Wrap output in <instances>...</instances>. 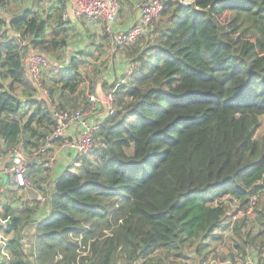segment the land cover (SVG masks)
<instances>
[{"label":"trees","instance_id":"trees-1","mask_svg":"<svg viewBox=\"0 0 264 264\" xmlns=\"http://www.w3.org/2000/svg\"><path fill=\"white\" fill-rule=\"evenodd\" d=\"M70 1L43 16L0 0V152L21 148L30 167L55 121L24 58L33 50L62 58ZM121 50L133 71L107 90L115 89V112L99 124L92 149L50 186V218L35 224V264H135L157 249L184 256L190 247L204 264L214 242L241 228L231 227L228 200L247 208L264 192V138L256 135L264 117V0H166ZM85 60L57 69L60 104L44 79L55 66L43 68L40 84L55 107L88 103Z\"/></svg>","mask_w":264,"mask_h":264},{"label":"crops","instance_id":"crops-1","mask_svg":"<svg viewBox=\"0 0 264 264\" xmlns=\"http://www.w3.org/2000/svg\"><path fill=\"white\" fill-rule=\"evenodd\" d=\"M126 1H128L127 7L126 4L124 6L126 7L125 9L123 8V5L120 7L117 21L114 24L116 32L127 30L133 24H135L137 18H139V5L143 0H140L138 3H136L137 0ZM44 5L47 7L49 5V1L44 3ZM71 9L72 0L70 1L67 10L70 11ZM40 12V14H44L42 11ZM5 14V17H9ZM123 14L125 19H122ZM131 17H133L134 22L129 25L127 22ZM65 18L67 21L66 26L68 27V46L62 58L58 60L52 56L46 55L52 60L53 67L55 66V69L50 67V70L46 73L44 78L47 86L54 89L52 98L55 104H60L62 102L63 99L61 95L63 96L64 94L61 93V90L56 84L54 85V82L57 79L56 71L59 66L68 64L70 60L75 58L77 61L80 59L85 60L84 57L87 53V60H85V62L89 67V65H100L102 64V62L100 63L101 59H108L115 55L117 62L114 61L113 63V61H111L113 65L111 68L112 70L110 71L111 76L113 77L111 84L109 83L110 76H105L110 88L112 87L115 80H117V77L118 80L119 78L120 80L122 79V75L126 73L125 71L129 65V63L124 60L123 55L121 57V48L116 50V54L111 52L114 50V48L112 43L108 41V38L105 37L108 32L105 30L106 25L104 24L105 22L103 20H88L85 18L78 19L72 14ZM9 33L11 34V31H9ZM82 51L83 54H79V52ZM121 81L123 82L125 79L123 78ZM90 82L91 81L86 78L84 85L89 87ZM92 88L93 91L99 95H104L109 89H107V87L103 85L102 82H100L99 78H96V81L93 80ZM42 94L44 93H40L38 97H45ZM19 96L22 99L25 98L21 92L19 93ZM47 99L51 105L54 106L51 97L50 99ZM97 117L100 120L102 118L105 119L106 114L101 110V112L97 114ZM54 149L57 155L49 159L51 162H49L47 158H43V156L46 155L43 154L39 156V158L34 159L36 164H33L28 168V174L30 177H34L33 183L34 185L36 183V186L31 188L18 186L13 180V176L7 172L0 180V264H35L33 254V250H35V224L39 221L50 218V207L47 201H41L38 199L39 194L44 193L46 196V194L49 193L50 186L54 184L55 179H57L59 173L63 169L69 166L75 167L78 165L75 160L71 159V155L69 154L70 152L68 150L62 149L61 144L60 149H57V147ZM4 162L6 165L11 164L9 157H5ZM51 171L54 173L53 175H50ZM15 221L16 223L14 226ZM241 223V228L236 234L242 238L243 242L235 243L236 248H233L231 252L233 256H230H232V259H234L236 252H241V256H251L256 259L257 264H263L261 261H259V254L262 252V250H264V248H260L262 240L264 244V237L261 235L256 236V234H259L261 231L262 224L254 223L253 226L255 229L253 231V226L246 225L243 222ZM225 235H229L233 237V239H236V236L233 234V232L228 231L225 233ZM233 239L231 240L232 243L234 242ZM158 250L162 249H157V251ZM235 260H237V258Z\"/></svg>","mask_w":264,"mask_h":264},{"label":"built area","instance_id":"built-area-1","mask_svg":"<svg viewBox=\"0 0 264 264\" xmlns=\"http://www.w3.org/2000/svg\"><path fill=\"white\" fill-rule=\"evenodd\" d=\"M192 0H190L191 2ZM166 0H143L139 5V18L127 30L116 32L114 24L117 21L119 10L121 7L120 0H72V9L65 14V17L72 14L78 19L88 20H103L106 23V31L110 34L111 43L114 50L130 46L138 40L139 36L144 34L149 24L159 16L164 9ZM28 75L31 80L40 86L41 92L46 98L50 99V92L40 84L42 70L48 64H52V60L46 54L36 50L31 51L24 58ZM134 64L127 66L126 71ZM133 71V70H132ZM128 73V72H126ZM129 74V73H128ZM115 89L112 88L106 91L104 95H99L96 92L89 94L88 103L78 106L76 108H60L52 106L53 119L55 121L52 132L47 136L44 144L32 154L33 159L39 158L43 155L47 148L50 147L55 140L61 142V147L68 150L71 159L75 160L78 155L88 153L94 143V135L99 127L101 120L97 114L102 111L106 115H112L115 112ZM5 157L11 160L10 165L5 164ZM29 157L23 152L21 148L9 149L7 153L0 152V180L7 172L13 176V180L18 186L27 188L34 187L31 177L28 174ZM258 197L264 198V192L255 194L250 199L247 208H240L235 211L237 213L234 218L232 215L231 227L238 221L239 216H251L254 214L255 208L258 204ZM41 201H47L44 193L39 194ZM239 211V212H238ZM230 228L229 232H232ZM231 234V233H230ZM228 259L225 261L213 260L206 264H257L256 259L251 256H245L237 260ZM259 261L264 264V250L259 254Z\"/></svg>","mask_w":264,"mask_h":264},{"label":"rangeland","instance_id":"rangeland-1","mask_svg":"<svg viewBox=\"0 0 264 264\" xmlns=\"http://www.w3.org/2000/svg\"><path fill=\"white\" fill-rule=\"evenodd\" d=\"M47 1H49V5L46 7V5H44V3H46ZM139 1L140 0H137L136 3H138ZM182 2L184 4L191 3L190 0H182ZM18 3L22 6V8L32 7L34 9H36L37 13H41L40 11H42L44 13V15H46V12L50 9V6L53 5V3H55V6H59V4L61 3V0H60V2H58V0H18ZM120 4H121V7L123 5V8L125 9L128 5V1L120 0ZM125 4H126V7H124ZM131 5H132V3H131ZM6 16H7V14H6ZM122 19H125L124 14L122 15ZM133 22H134V19H133V17H131L127 23H129V25H131ZM104 24L106 25V23H104ZM5 39H7V38H5ZM111 52L115 53L116 50H113ZM120 54H121V57H122V55H124L123 53H121V51H120ZM86 57H87V53L85 54V58ZM115 57L116 56L113 55L112 57H110L108 59H106V58L101 59L100 63L102 62V64H100V65H95V66L89 65V67L85 66L83 68L82 71L85 72V77H87V79H88V76H86L87 73L90 74V79H92V82H90V85L93 83V80L96 81V78H99L100 82H102L103 85H105L107 87V89L108 88L110 89L109 83L111 84L113 81V77L111 76V73H110V71L112 70L111 68L113 67L111 61H113V63H114V61H116ZM125 61L127 62V60H125ZM127 63H129V62H127ZM132 70H133V67H130L129 71H125V72H128L130 74L132 72ZM107 75L110 76L109 77V83L105 77ZM92 92H95V91H92ZM256 135L258 138H264V117L262 118L261 126L258 128ZM59 142L55 141L53 143V145L50 146L48 153L45 156H43V158H47L48 161L51 162V160H49V159H51L52 157H55V155H57L54 148L57 147V149H60V143L61 142L60 143ZM72 168H74V167H72ZM53 174L54 173L51 171L50 175H53ZM31 180H32V182H34L33 176L31 177ZM36 185H37L36 183H35V185L33 184V186H36ZM228 204H229V214L233 215V218H234V216L237 214V213H235V211L238 210L236 208L237 202L228 200ZM231 220H232V217H231ZM237 220L238 221H236V222H240V227L242 225L241 222H243L246 225H250V226H253L254 223H260V224H262V229H263V227H264V198L262 197V199H260V197H258V204L255 208L253 215L242 216V217L239 216L237 218ZM254 229H255V227L253 226L252 230L254 231ZM235 236H236V239H233V237L228 235L224 238V240L222 242L221 241L214 242L213 245H215V251L210 256L209 260L206 263L213 261V260H221L223 262L225 260L231 259L233 256L231 254V252H232L233 248H236L235 243L236 242H243V240L240 236H238V235H235ZM232 239L234 240L233 243L231 242ZM260 248H264L263 240L261 241V247ZM177 252L174 251L173 249L170 251V249H164L163 248L162 250L156 251L150 258H148L146 260H144V259L140 260L139 259L138 261L135 262V264H200V256L197 255V253L195 252V249L193 247L185 248V250L183 251L185 253L184 256L175 255ZM241 254H242L241 252H236L234 257L242 259L244 257V255L241 256ZM230 255H232V256H230ZM206 263H204V264H206Z\"/></svg>","mask_w":264,"mask_h":264},{"label":"water","instance_id":"water-1","mask_svg":"<svg viewBox=\"0 0 264 264\" xmlns=\"http://www.w3.org/2000/svg\"><path fill=\"white\" fill-rule=\"evenodd\" d=\"M9 28H10V31H11L12 36H14L17 39H19V41L21 43H24V39H23L22 35L19 34V33H17L16 31H14V29H13V27L11 25H9Z\"/></svg>","mask_w":264,"mask_h":264}]
</instances>
